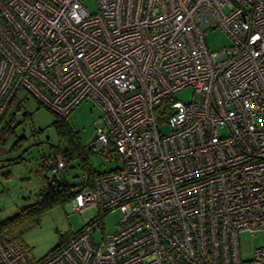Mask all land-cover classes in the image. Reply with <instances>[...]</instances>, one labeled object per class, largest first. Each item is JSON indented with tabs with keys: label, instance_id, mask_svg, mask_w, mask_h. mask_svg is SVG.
<instances>
[{
	"label": "built area",
	"instance_id": "1",
	"mask_svg": "<svg viewBox=\"0 0 264 264\" xmlns=\"http://www.w3.org/2000/svg\"><path fill=\"white\" fill-rule=\"evenodd\" d=\"M92 1L0 0V122L29 98L59 118L90 100L85 149L121 161L73 189L68 210L96 219L40 259L0 238V264H264L238 243L264 230V0ZM216 28L232 43L210 53Z\"/></svg>",
	"mask_w": 264,
	"mask_h": 264
},
{
	"label": "rangeland",
	"instance_id": "2",
	"mask_svg": "<svg viewBox=\"0 0 264 264\" xmlns=\"http://www.w3.org/2000/svg\"><path fill=\"white\" fill-rule=\"evenodd\" d=\"M85 4L93 9L92 0H85ZM203 38L210 53L219 52L232 43L228 35L219 28L205 31ZM174 98L182 103H189L193 99V90L190 87L183 88L174 94ZM29 99L20 110L13 115L4 116L0 122V131L8 123L14 126L13 134L0 149V222L39 200L38 192L43 185L44 176H53L50 171L42 174L41 166L52 158L55 148L63 150L66 144L54 126L59 117L36 100ZM99 116L98 107L90 100H83L64 119L77 135L80 146L84 147L94 138L95 121ZM16 141L18 144L11 149ZM87 155L91 167L97 173H107L121 166L115 151L87 152ZM77 163L78 161L73 160L61 173L55 174L68 184L77 185L84 175ZM97 217L96 208L73 212L65 204L49 209L38 222L23 224L15 231V235L28 248L33 258L40 259ZM118 218L117 210L107 213L99 219L101 228L112 233ZM94 234L99 235V231ZM238 243L241 259L248 260L254 248L264 246V230L253 235L242 231L238 234Z\"/></svg>",
	"mask_w": 264,
	"mask_h": 264
},
{
	"label": "trees",
	"instance_id": "3",
	"mask_svg": "<svg viewBox=\"0 0 264 264\" xmlns=\"http://www.w3.org/2000/svg\"><path fill=\"white\" fill-rule=\"evenodd\" d=\"M64 119L66 118H58V120L54 122V126L57 134H59V136L64 139L66 143L65 147L63 150L58 147L54 149L52 158L48 162H43L41 166L42 174L45 171L52 172L50 170L49 163H51V161H53L57 155H61L63 157L66 167L70 165L71 161H78V167L83 171L84 174L91 178L101 174L95 172L88 161L87 152L92 151L85 149V146H80L77 135L70 129ZM13 132L14 126L10 123H8L0 131V149L6 143L7 138L13 134ZM16 144H18V141L12 145L11 149L15 148ZM55 173L57 172H52V177L44 176L43 185L38 192L39 200L37 202L23 207L11 218L0 222V238L5 241L17 240L15 231H17L18 228H21L23 224H27L30 221L38 222L40 217L49 209L56 206H63L72 200L74 197L73 189L80 183L77 185H70L64 179L57 177ZM65 242L61 243V245Z\"/></svg>",
	"mask_w": 264,
	"mask_h": 264
}]
</instances>
